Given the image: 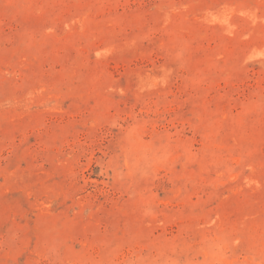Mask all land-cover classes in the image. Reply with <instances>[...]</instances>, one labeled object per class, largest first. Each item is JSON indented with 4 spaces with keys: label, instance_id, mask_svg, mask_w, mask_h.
I'll list each match as a JSON object with an SVG mask.
<instances>
[{
    "label": "rangeland",
    "instance_id": "obj_1",
    "mask_svg": "<svg viewBox=\"0 0 264 264\" xmlns=\"http://www.w3.org/2000/svg\"><path fill=\"white\" fill-rule=\"evenodd\" d=\"M0 264H264V0H0Z\"/></svg>",
    "mask_w": 264,
    "mask_h": 264
}]
</instances>
